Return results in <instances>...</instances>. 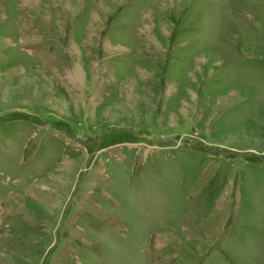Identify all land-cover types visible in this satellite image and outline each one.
<instances>
[{
	"label": "rangeland",
	"instance_id": "obj_1",
	"mask_svg": "<svg viewBox=\"0 0 264 264\" xmlns=\"http://www.w3.org/2000/svg\"><path fill=\"white\" fill-rule=\"evenodd\" d=\"M0 264H264V0H0Z\"/></svg>",
	"mask_w": 264,
	"mask_h": 264
}]
</instances>
